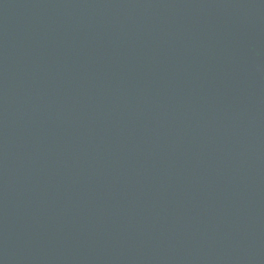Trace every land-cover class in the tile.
<instances>
[{"label": "water", "instance_id": "95a60500", "mask_svg": "<svg viewBox=\"0 0 264 264\" xmlns=\"http://www.w3.org/2000/svg\"><path fill=\"white\" fill-rule=\"evenodd\" d=\"M0 264H264V0H0Z\"/></svg>", "mask_w": 264, "mask_h": 264}]
</instances>
